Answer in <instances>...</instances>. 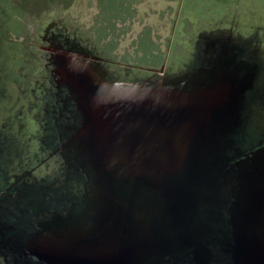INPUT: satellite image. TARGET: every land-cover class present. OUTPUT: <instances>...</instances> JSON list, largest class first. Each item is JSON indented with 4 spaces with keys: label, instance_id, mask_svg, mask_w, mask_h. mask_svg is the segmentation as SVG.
<instances>
[{
    "label": "rangeland",
    "instance_id": "1",
    "mask_svg": "<svg viewBox=\"0 0 264 264\" xmlns=\"http://www.w3.org/2000/svg\"><path fill=\"white\" fill-rule=\"evenodd\" d=\"M39 2L0 15V264H264V0Z\"/></svg>",
    "mask_w": 264,
    "mask_h": 264
},
{
    "label": "trees",
    "instance_id": "2",
    "mask_svg": "<svg viewBox=\"0 0 264 264\" xmlns=\"http://www.w3.org/2000/svg\"><path fill=\"white\" fill-rule=\"evenodd\" d=\"M39 1L41 0H2V2L0 1V15L3 16L5 20V14L9 9L24 10L27 9V2L35 3L33 5L43 3ZM168 1L170 2L171 0ZM138 10V5L133 6V0H100V15L102 16V20H134V17L138 16ZM2 45L3 47H8V43L4 42ZM3 54L5 53H0V62L2 61V58L5 59V57L10 58L9 63L11 60H17V56L14 58L13 55L8 54V56H4ZM13 81L14 79L11 75L8 76L3 74L0 76V125L15 124V118H13L15 113V102H17V100L27 101L28 98L31 97L30 88L21 90L18 88L19 85ZM11 106L13 107V110H11ZM4 110L8 113L6 112L7 114H5ZM9 111L11 113H9Z\"/></svg>",
    "mask_w": 264,
    "mask_h": 264
},
{
    "label": "water",
    "instance_id": "3",
    "mask_svg": "<svg viewBox=\"0 0 264 264\" xmlns=\"http://www.w3.org/2000/svg\"><path fill=\"white\" fill-rule=\"evenodd\" d=\"M149 94V99H144L141 98L139 99L138 101H135V103L138 104V107H135L133 109H135V116H136V119H138L137 123L135 125H137L138 127L142 125L141 123V119H143V116L142 113L144 112H141L142 111V108H146L145 111L148 112L149 114V118L153 119L155 117H157V112L156 110L159 108V107H166L165 104L162 102L164 99L161 100H158V98H156L158 96V92L154 91V92H149L147 93ZM144 96V95H142ZM152 98V99H150ZM180 109H186V110H190L191 108H188L187 106H178ZM138 129V128H137ZM141 133H144L142 130L138 129ZM153 132V131H152ZM151 132V133H152Z\"/></svg>",
    "mask_w": 264,
    "mask_h": 264
},
{
    "label": "bare ground",
    "instance_id": "4",
    "mask_svg": "<svg viewBox=\"0 0 264 264\" xmlns=\"http://www.w3.org/2000/svg\"><path fill=\"white\" fill-rule=\"evenodd\" d=\"M93 110H94V109H93ZM142 125H143V123H142ZM132 126H133V125H132ZM153 126H154V125H153ZM155 126H156V125H155ZM158 126H159V125H158ZM160 126H161V125H160ZM144 127H145V126H144ZM133 128H134V127H133ZM133 128H132V129H133ZM134 129H135V128H134ZM138 129H139V128H138ZM140 130H141V128H140ZM143 130H144V129H143ZM135 131H136V130H135ZM137 131H138V130H137ZM146 131H147V130H146ZM148 131H149V130H148ZM151 132H152V130H151ZM151 132H150V133H151ZM138 133H139V132H138ZM135 134H136V132H135ZM139 134H140V133H139ZM144 134H145V133H144ZM148 134H149V132H148ZM150 136H152V134H151ZM150 136H149V137H150ZM150 194H151V193H150ZM157 195H158V194H157ZM159 196H160V195H159ZM162 196H163V195H162ZM148 197H149V196H148ZM148 197H147V198H148ZM153 197H154V196H153ZM154 200H155V199H154ZM153 202H154V201H153ZM162 202H163V200H162ZM151 203H152V202H151ZM160 206H161V205H160ZM148 208H149V206H148ZM125 209H126V208H125ZM121 210H122V209H121ZM148 211H149V210H148ZM158 212H159V211H157V214H158ZM133 213H134V212H133ZM153 214H154V212H153ZM144 215H145V214H144ZM150 215H151V214H150ZM123 216H124V215H123ZM133 216H134V214H133ZM147 216H148V215H147ZM157 217H158V216H157ZM137 218H138V217H137ZM115 219H116V218H115ZM142 219H143V217H142ZM143 220H144V219H143ZM146 220H147V219H146ZM148 221H149V220H148ZM142 222H143V221H142ZM154 222H155V221H154ZM118 223H119V222H118ZM119 224H120V223H119ZM149 224H150V223H149ZM117 227H118V225H117ZM125 227H126V225H125ZM153 227H154V226H153ZM155 227H156V226H155ZM160 230H161V229H160ZM142 232H143V231H142ZM142 232H141V233H142ZM150 232H151V231H150ZM120 233H121V232H120ZM159 235H160V234H159ZM161 236H162V235H161ZM118 237H119V236H118ZM159 238H160V237H159ZM169 239H170V238H169ZM251 249H252V248H251ZM124 250H125V249H124ZM250 254H251V253H250ZM259 254H260V253H259ZM251 255H252V254H251ZM257 258H258V257H257ZM256 260H257V259H256ZM116 261H117V260H116Z\"/></svg>",
    "mask_w": 264,
    "mask_h": 264
}]
</instances>
